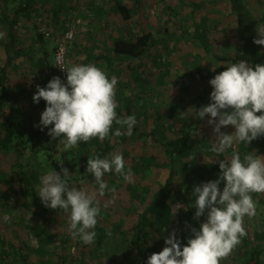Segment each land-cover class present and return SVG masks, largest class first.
Returning <instances> with one entry per match:
<instances>
[{
  "label": "rangeland",
  "instance_id": "1",
  "mask_svg": "<svg viewBox=\"0 0 264 264\" xmlns=\"http://www.w3.org/2000/svg\"><path fill=\"white\" fill-rule=\"evenodd\" d=\"M25 1L0 0V19L3 20L4 16L12 19L15 9L23 6ZM121 1L130 9L131 20L128 22L115 14L113 0H55L58 2V7L55 6V21L59 22L55 24L50 11L54 7L53 3L36 0L32 18L25 15L20 17L16 29V49L19 54L11 71V89L15 112L13 118L21 124L20 129L26 136L30 129H40L37 125L46 107L43 99L39 104L33 101L37 86L46 87L56 77L54 72L49 77L43 75L46 70L53 68L48 65L45 55H48L52 65L55 41L45 39L47 43L43 45L38 34L45 27L53 36H60L68 21L76 23L79 32L69 49V68L73 65L94 64L109 78L115 76L118 79L115 97L118 105L117 117H127L120 96L121 90H124L132 102L139 132H153L163 128L165 136L185 137L192 123L197 120L195 117L188 118L189 114L185 113L193 108L198 111L211 102L210 94L213 89L209 81L217 72L222 71L212 56L206 54L195 35L197 31L205 29L215 50L227 57L236 58L240 44L230 0ZM249 8L254 15L264 16V0H249ZM3 23H0V33L4 35L0 40L7 42L8 31L4 21ZM122 36L146 37L151 46L150 51L142 60L115 61L112 66L105 61H99L100 56H113L112 43L114 39ZM258 49L263 55L264 65V45H258ZM5 59L6 55L0 43V66ZM199 65L205 70L204 73L198 72ZM130 68L141 74V86L131 79ZM140 95L146 97L145 104L150 106L143 117L136 113L138 109L135 107ZM172 104L178 105L175 110L177 114L173 113L174 110L170 107ZM117 127L120 126L116 125L114 128ZM221 130L229 134L235 132L230 125ZM121 131L124 134L120 136L110 133V138H106L105 143L113 146L112 155H123L126 167L130 166L132 169L133 180L126 182L114 172L105 173L104 180L115 192H106L103 196L96 197L100 213L94 230L99 234L101 226L106 224L112 231V238L105 243L102 250L94 249L92 244L84 245L78 238H73L68 231L69 214L45 207L36 192L39 184L33 189L30 188L21 174L23 170L19 168V165H24L31 175L34 168L39 166V179L52 169L63 176L62 168H65L70 175L67 179L71 180L69 184L72 187L94 193L98 185L76 155L78 148L64 152L59 138L52 140L48 129H44L42 132L48 142L55 141L51 158L41 151L29 160L28 150L22 158L15 153H9L0 162V172L5 178L0 184V264H121L125 258L123 255L128 253V258L133 257L135 253L124 250L125 241L121 232L132 225L131 212L141 210L145 201H151L153 192L164 186L169 169L163 148L155 145L152 139L142 140L134 130L131 136L126 134V128ZM197 135L192 133V137L190 136L193 144L212 148L213 126L208 125L202 137ZM98 144L96 142L95 145ZM250 145L260 146L263 150L260 155L264 156V137L252 141ZM239 146L240 144L235 143L233 149L240 152ZM233 149H229V152ZM146 159H155L158 165L149 168L147 164V171L141 172L145 163L143 160ZM185 168L184 163L180 169ZM219 175L217 172L206 171L205 177L197 180V184L218 179ZM220 187L222 190L223 183ZM252 196L257 205L256 215L251 218L246 216L243 220L246 231L244 236L250 246L257 245V233L264 232V203L260 201V193H252ZM162 207L164 206L153 212L157 227L164 225L162 248L166 246L165 237L173 231L182 245L186 244L188 238L179 234L183 227L182 221L185 220L181 202H171L167 206L169 215ZM195 212L196 208L193 210L192 219L195 223L194 229H199L206 215L197 219ZM240 246L241 242L228 256L221 258L219 264H249L251 249ZM261 246L264 248V241Z\"/></svg>",
  "mask_w": 264,
  "mask_h": 264
},
{
  "label": "clouds",
  "instance_id": "2",
  "mask_svg": "<svg viewBox=\"0 0 264 264\" xmlns=\"http://www.w3.org/2000/svg\"><path fill=\"white\" fill-rule=\"evenodd\" d=\"M256 31L259 38L254 43L264 45V25ZM3 35L0 33V38ZM68 36L71 38V33ZM66 70V82L57 76L46 87L37 86L34 103L39 104L41 99L46 102L37 125L41 131L48 129L52 140L59 138L66 153L93 138L104 140L110 138V133L120 136L124 134L122 128H126L128 136L133 134L138 123L135 115L117 117L115 76L109 78L94 64L73 65ZM209 83L213 89L211 102L185 114L199 120L208 118L214 131L213 153L219 156L233 149L235 143L249 146L264 137V65L240 60ZM114 123L120 127L112 131ZM229 125L235 129L232 134L221 130ZM219 168L218 179L198 184L192 190L195 218L206 215L199 229H193L183 245L173 231L165 237L163 250L148 257L146 264H219L240 243L246 234L244 217L256 215L252 193H264V156L248 151L242 157L233 149L229 159L220 160ZM62 172L63 176L52 169L41 176L36 192L45 207L69 214L68 231L73 238L84 245L94 244L100 213L96 197L115 192L104 180L105 173L114 172L132 182V169L126 167L122 154L89 158L87 173L98 185L94 193L72 187L68 170L62 168Z\"/></svg>",
  "mask_w": 264,
  "mask_h": 264
},
{
  "label": "trees",
  "instance_id": "3",
  "mask_svg": "<svg viewBox=\"0 0 264 264\" xmlns=\"http://www.w3.org/2000/svg\"><path fill=\"white\" fill-rule=\"evenodd\" d=\"M48 1L49 3H53L54 6L50 10L52 12L53 23H59L55 21V6L58 7V2H55V0ZM35 3L36 0H26L23 6H19L15 9L12 19H10L9 16H4L3 20L0 19V23H3V21L5 22L8 31L7 42H1L0 40L2 49L6 55L3 65L0 66V162L5 160L9 153H15L19 158H22L25 155L24 152L28 150L30 151L28 156L29 160H31V158L33 159V157L37 156L41 151L46 153L48 158H51L50 153L53 152V148H55V141L54 143L48 142V138H46L45 134L40 129H30L28 136H26L20 129L21 124L13 118L15 112L12 106L11 71L14 68V60L19 54V51L16 49V29L22 15H25L29 19L32 18L35 12ZM112 4L115 14L121 17L123 21L128 22L131 20L130 9L121 0H113ZM230 8L236 18L238 41L240 44L236 58L227 57L218 50H215L213 43L206 36L205 29L201 32L197 31L195 35L196 39L199 41L200 45H202L206 54L212 56L221 71L226 70V67L230 63L240 60H245L251 65H262L263 55L259 52L258 45L254 43V40L257 39L258 36L256 31L257 27L264 25V16L259 17L252 13L249 8V0H230ZM62 26L64 27V25ZM38 39L43 45H46L47 42L42 34H38ZM150 47V43L147 42L146 37L122 36L114 39L112 43L111 50L113 56H100L98 60L105 61L109 66H112L115 61L142 60L150 51ZM45 58L48 65H50V67L53 66V64L51 65L49 63L48 55H45ZM197 68L199 73L205 72L201 65L197 66ZM130 70L132 72L131 79L140 85V81L142 80L141 74L134 72L133 68H130ZM218 73L219 72H217V74ZM162 77L163 76H161V78ZM120 96L124 104L126 115H134L132 111V102L128 94L124 90H121ZM144 98H146L144 95H140L139 101L135 106L138 109L136 113L139 115L141 114V117L146 114L150 107L149 104H145ZM153 106L154 105H152V107ZM170 107L174 110L173 113H175L178 105L172 104ZM175 114H177V112ZM207 119L208 118H205V120L197 119L196 122H193L192 127L190 126V130L185 137L178 135L165 136L163 128H161V130H153V132H139V128L136 126L134 127L133 130L138 132V137L140 139L145 141L152 139L155 145L163 148L169 174L164 186L158 187L156 191L153 192L151 201L147 203L145 201L141 210H133V212H131L130 221L132 225L128 227L130 230L126 229L122 231L121 234L125 241L124 250H130L135 254L130 258H128L130 256L127 255L128 253L123 255L125 258L122 260L121 264H146L148 257L153 253H158L163 250L162 238L164 236V225L161 224L157 227L158 223L153 217V212L160 206H164L162 207L165 208L163 211H166L169 215V208L167 206L171 202L180 201L183 211H185V220L188 219L182 221L183 227L179 234L185 238H189L192 235L195 224L192 220L194 218L193 210L195 209L193 206L194 197L192 196V190L198 185L197 180H202L205 177L206 171L220 173L219 161L222 159H229L231 156L229 150L217 156L212 152L210 146H197L190 140L192 133H196L198 134L197 136L200 135L202 137L208 126ZM114 127H116L115 124L112 126V131H115ZM96 142H99V144L95 145ZM238 144H240L239 150L242 157L248 151L256 153L257 155L263 151L258 145L247 146L243 143ZM77 148L78 152L76 155L82 161L84 167H87L89 158H93L96 155H99L101 158L110 157L114 149L113 146L105 143V139L100 140L99 138H93L87 143L81 142ZM146 161L143 160L145 163L142 170H140L141 172L147 171L145 170L147 164L149 168L158 165L155 159ZM184 163L186 168L181 170V165ZM84 167L82 171H84ZM19 168L23 170L21 174L24 176L25 182L30 188L33 189L35 185L40 184L39 166L34 168L35 171L31 175L28 174L29 171L24 165H19ZM20 180H22V178H20ZM4 181V175L0 172V184ZM68 182L70 183L71 180L68 179ZM260 194L261 197L264 198V193ZM261 197L260 201L264 203ZM116 230L119 231V228ZM111 234L112 231L109 225L105 224L101 226L99 234L96 235L95 243L92 244V246H94L93 248L102 250L105 243L112 238ZM128 234L132 236H127ZM256 239L257 245L253 244L250 246L245 236L241 237L240 242L242 246H240V248L251 249L248 258L249 264H264V248L261 246V242L264 241V232L261 234L257 233Z\"/></svg>",
  "mask_w": 264,
  "mask_h": 264
},
{
  "label": "built area",
  "instance_id": "4",
  "mask_svg": "<svg viewBox=\"0 0 264 264\" xmlns=\"http://www.w3.org/2000/svg\"><path fill=\"white\" fill-rule=\"evenodd\" d=\"M78 26L73 21H68L65 24V30L60 36H53L45 27L41 28L40 32L47 40H54L55 42V51L53 57V68L46 70L44 72L45 77H49L53 72L56 74V77H60L66 82L67 70L69 69V49L70 46L77 39ZM71 33V38L68 34ZM63 66L65 69H62Z\"/></svg>",
  "mask_w": 264,
  "mask_h": 264
}]
</instances>
